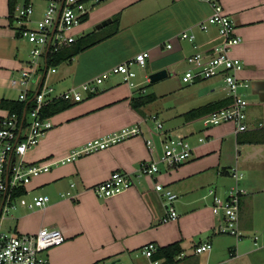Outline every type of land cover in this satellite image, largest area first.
I'll return each instance as SVG.
<instances>
[{
	"label": "crops",
	"instance_id": "0c3cea01",
	"mask_svg": "<svg viewBox=\"0 0 264 264\" xmlns=\"http://www.w3.org/2000/svg\"><path fill=\"white\" fill-rule=\"evenodd\" d=\"M219 1L234 19L236 33L242 38L233 47L232 54L243 61L242 76L250 80L252 92L260 98L252 83L261 81L259 90L264 94V0ZM42 2L46 11L48 0H20L19 3L34 7L33 15L20 21L10 10L9 0H0V122L9 112L2 106V99L20 100L22 89L15 80L20 77L22 68L28 65L32 48V43L20 35V30L43 19L45 12L39 9ZM211 13L212 6L204 0H106L87 21L75 27V31L80 37V32L82 34L94 26L93 30H100L99 36L111 33L116 29L115 25L99 29L97 25L112 20L116 14L120 15L118 29L80 52L72 61L48 67L45 56L42 69L32 80L27 102L38 90L46 67L56 69L55 72L48 71L45 76L49 84L55 85L56 92L81 86L146 50L150 52L147 64L151 73L165 68L169 75V70L175 71L186 62L189 54L208 52L221 41L217 27L212 26L208 31L199 28V22ZM184 31L194 33L195 40L182 38ZM168 43H172V48L167 47ZM151 73H146L145 77ZM186 84L182 93L185 109L178 113L180 121L177 125L170 128L183 130L179 134L190 142L193 156L176 166L160 162L159 172L152 176L141 173L140 163L142 160H158L163 153L162 135L153 139V149L147 146V140L153 134L147 121L152 114H157L160 119V113L142 114L141 110L133 109L131 99L140 93L146 94V91L132 88L120 75L109 74L102 82L96 83V93L84 92L81 101L50 117L53 127L40 138L36 147L25 154L26 162L64 157L89 140L127 125L140 124L144 131L142 135L72 162L54 165L50 171L28 183L24 195L34 192V195H48L50 200L44 207L33 208L20 215L16 218L15 227L11 228L27 233L37 232L43 227L61 229L66 241L48 250L47 264H106L115 260L124 264H144L146 258L141 250L149 242L159 247L180 241L185 255L176 264H213L240 256L237 247L231 244L227 245L229 259L226 256L213 258L211 252L206 255L194 253V247L201 242L210 241L214 247L209 234L206 239L195 240L194 237L210 229L220 233L219 225L222 223V217L212 212L213 197L204 193L205 187L214 189L222 198L228 197V189L233 183L231 168L238 164L242 145L233 123L214 127H206L202 123V126H197V119L186 120L184 116L193 108L226 99L228 91L223 80L214 78ZM155 94L158 98L159 95ZM171 119L173 121L174 117ZM260 119L249 105L247 131L263 127ZM202 137L205 139L200 140ZM245 146L249 147L247 158L261 157L264 170V144L245 143ZM254 152L258 154L250 157ZM117 170L131 175L132 186L108 198L98 196L93 186ZM260 179V187L264 190V173ZM156 182L170 186L179 194L177 220L162 222L165 211L162 198L155 189ZM249 184L246 181L244 186L248 193L242 196L240 228L250 233L257 229L264 231V221L261 223L256 215L264 206V196L255 198L249 195L252 192ZM232 250L237 252L233 257L230 254Z\"/></svg>",
	"mask_w": 264,
	"mask_h": 264
},
{
	"label": "built area",
	"instance_id": "2783aa9c",
	"mask_svg": "<svg viewBox=\"0 0 264 264\" xmlns=\"http://www.w3.org/2000/svg\"><path fill=\"white\" fill-rule=\"evenodd\" d=\"M204 1L212 6V13L199 22V28L203 31H208L212 26L217 27L221 41L208 52L197 51L189 54L185 59L188 66L182 79L186 83L214 78L223 80L228 96L233 98V103L229 107L213 111L202 117V123L206 127L222 123H233L235 132L239 134L249 129V100L245 90L251 87L250 80L242 76L243 61L232 54L233 47L238 45L242 38L236 33L234 19L225 11L219 0ZM33 13L34 7L32 4L18 3L15 7V16L20 21L29 19ZM86 13H88V8L83 0H48L43 19L34 26L25 25L21 28L20 35L32 43L30 61L28 65L22 68L20 77L15 80L22 89L19 96L21 101L28 100V93L32 88V80L35 74L37 75L43 67L50 39L52 38L50 50L52 47L54 50H58L74 42L76 36L71 31L81 24L82 17ZM181 36L189 41H194L196 38L194 33L187 31L182 32ZM167 47L172 48V43H168ZM149 57V51H141L134 57L116 64L92 80L86 81L81 86H73L62 92H56L55 87L49 84L45 75L41 86L30 101L33 102V106L27 110L23 124V118L20 119L17 112H8L1 120L0 264H47L46 253L48 250L66 241L65 234L59 228L43 227L33 233L5 232L1 229L5 214L11 208H16L15 201L24 195L16 193L19 188H26L33 178L50 171L54 165L72 162L83 155L106 149L113 144L143 133L140 124L127 125L114 132L89 140L83 146L73 149L64 157L26 162L25 154L35 147L40 138L53 127L51 118L42 116L44 106L58 99L81 101L84 92L88 94L97 92L96 83L102 82L103 78L109 74L120 75L123 81L132 88L138 87L139 84L135 81L137 73L134 65L145 67ZM48 71L55 72L56 69L52 67L47 70L46 74ZM146 78L147 81H150L149 76H146ZM141 91L145 92L146 89L142 88ZM150 119L154 122L157 130L164 128L163 122L157 114H152ZM162 137V155L158 160H142L140 163L142 174L152 176L158 173L160 162H164L168 166H176L192 158L193 148L186 136L165 131ZM203 139L200 138V140ZM147 146L150 150L153 149L154 143L152 139L147 140ZM231 177L233 178V183L228 189L227 198L217 195L214 189H210L209 195L213 197L212 212L222 217L219 232L233 235L240 240L245 236L244 231L240 228L241 201L242 196L247 194L248 190L240 185L244 174L236 164L231 168ZM132 184L133 180L128 172L117 170L112 172L107 179L93 186V190L98 196L108 198L127 190ZM155 189L160 194L164 206L165 213L162 222L177 220L179 212L176 201L179 194L170 186L161 182L155 183ZM49 200L50 196L48 195H35L28 204L23 199L20 206L42 208ZM253 240L260 249L264 250V234L253 232ZM157 248L158 246L154 242H149L142 248V255L146 258L144 264H165L164 258L154 257ZM212 249V242H201L194 247V253H209ZM236 253V250H232L230 254L233 257ZM184 255V252H182L176 257V260ZM106 264H124V262L115 260L108 261ZM213 264H227V262L221 261Z\"/></svg>",
	"mask_w": 264,
	"mask_h": 264
},
{
	"label": "rangeland",
	"instance_id": "374dc122",
	"mask_svg": "<svg viewBox=\"0 0 264 264\" xmlns=\"http://www.w3.org/2000/svg\"><path fill=\"white\" fill-rule=\"evenodd\" d=\"M106 0L102 1H97V0H88L85 2L86 7L88 8V16L85 20L81 22L84 23L87 21L89 18L90 14L92 12H95L97 7L100 6L103 2ZM38 8V6H35ZM45 7V4L42 2L39 5V9L45 12L43 8ZM15 12V11H14ZM79 25V26H80ZM94 29V26L91 28L85 29L83 33H87L91 30ZM76 29L74 28L71 33L78 38L77 32L75 31ZM86 31V32H85ZM69 33V32H68ZM81 32L79 33V36L82 35ZM187 63H181L178 68L173 70H169V75L163 79H160L156 82H150L147 81V78L145 77V74L151 73V67L146 64L145 67H141L140 65H134V68L136 69L137 77L136 80L139 83L138 87H133L134 89L136 88H145L146 93H157L159 97L155 99L154 101L143 105L140 110L142 114L144 112L147 113H153L156 111H159L160 113V120H162L164 128L162 130H157L155 128V124L151 119H148V124L150 125V129L153 131V134L150 135V138L155 140V136L159 137L158 135H164V132L167 131V129H171V125H177V123L180 121L178 118V113L182 111L184 106H182V102L184 100V96L182 93L185 91V88L187 84L182 80L183 75L185 70L187 69ZM60 69V67H59ZM251 80H253L251 78ZM53 84V83H52ZM53 86H55L53 84ZM221 86V85H219ZM245 93L247 95V98L249 100V105L250 108L256 111V115H258L261 119V121L264 124V101L260 100V98L252 92V89L249 88L245 90ZM138 113V112H137ZM145 114V113H144ZM171 116L174 117V120L172 121ZM178 118V119H177ZM164 120V121H163ZM53 122V120L51 119ZM202 118L197 119L195 121L197 126H202ZM214 127V126H212ZM257 128H251L247 133L241 134V136H247L248 133L251 131L255 130ZM144 131V129H143ZM173 132L174 134L176 133H182L183 131L180 127L168 130V132ZM142 135V134H141ZM148 137L149 135L146 134ZM199 136V135H197ZM195 135V137H197ZM205 139V137H202ZM87 143V142H86ZM242 145L241 149V154H238V159L236 164L241 172L244 174V179H243V184L241 183V187L245 186V182L249 181L252 186L251 188V194L249 192V195L254 196L255 198L264 196V190L263 187L260 183L261 181V175L264 173V170H262L263 166L261 165L262 158H254L250 159L247 158V149L249 148L248 146H245V143H240ZM36 147V146H35ZM81 147V146H80ZM78 147V148H80ZM34 148V147H33ZM239 150V149H238ZM84 156V155H83ZM54 158V157H51ZM54 168V167H52ZM242 182V181H241ZM210 188L209 186L205 187L204 193H208L209 195ZM32 193L31 195H23L15 201L17 207L16 208H11L6 214L5 218L2 221L1 224V229L5 232H10V231H15L11 227H15L16 224V218H19L20 215H23L29 211H31L33 208H29L28 206L24 207L23 205L20 206V203L22 202L23 199L27 201L26 204L31 202L33 200V196H35ZM212 197V196H211ZM262 198V197H261ZM264 205V204H263ZM37 208V207H35ZM258 216L259 221L262 223L264 221V206L261 208V210L256 213ZM18 222V221H17ZM217 225V224H216ZM17 229H20L19 227ZM22 232V231H21ZM256 233L258 232L259 234L263 235L264 231L262 229H257L255 231ZM245 236L238 240L237 237L229 234H224V233H214L213 229H210L209 232H204L202 234H199L194 237L195 240H198L200 238H207V235L209 234L212 236V241L214 243L213 250L210 251L212 253L213 258H219V257H224L229 259V251L227 250V245L231 244L238 249V253L240 254L239 257L228 260L227 264H264V250L260 249L253 240V232H245ZM198 255H206L205 253H201ZM203 258V256H201Z\"/></svg>",
	"mask_w": 264,
	"mask_h": 264
},
{
	"label": "trees",
	"instance_id": "16d2710c",
	"mask_svg": "<svg viewBox=\"0 0 264 264\" xmlns=\"http://www.w3.org/2000/svg\"><path fill=\"white\" fill-rule=\"evenodd\" d=\"M88 0H83V2H87ZM20 2V0H9V7L12 12L15 11L16 5ZM88 16V13L83 15L82 21L85 20ZM120 23V15L116 14L112 17V20L109 25H115L116 29H118ZM106 27V26H105ZM104 28V27H103ZM115 29V30H116ZM114 31L108 33L106 35L99 36L100 30L90 31L80 37H78L74 42L70 43L67 46H63L58 50H54L52 47L47 55V66H57L66 61H72L75 56H77L80 52L85 49L91 47L92 45L106 39V37L113 34ZM96 93V92H95ZM94 94V93H92ZM157 98L155 93H140L136 97L132 98L130 104L133 109L140 110L143 105H146ZM76 101L66 100V99H58L52 102H49L42 109V116L51 117L56 113H59L63 110H66L73 105H75ZM233 103V98L228 96L226 99L217 100L213 102H209L203 106L193 108L187 111L184 116L186 120H194L200 117H204L207 114L220 110L222 108L229 107ZM2 106L9 109V112H17L20 116V119L23 118L24 111L27 109H31L33 106V102L29 104L27 101L21 100H7L2 99ZM248 131L240 132L238 135L239 143H253V144H264V126L259 127L250 133L247 136H241V134H245ZM25 192V187H21L17 190V194H23ZM183 251V246L180 241H175L163 246H159L154 253L155 258H164L165 264H176L178 260L176 257L180 255Z\"/></svg>",
	"mask_w": 264,
	"mask_h": 264
},
{
	"label": "water",
	"instance_id": "95a60500",
	"mask_svg": "<svg viewBox=\"0 0 264 264\" xmlns=\"http://www.w3.org/2000/svg\"><path fill=\"white\" fill-rule=\"evenodd\" d=\"M97 1H102V0H97ZM56 21H57V20H56ZM110 22H111V20L104 21V22L98 24V25H97V28L99 29V28H101V27L107 25V24L110 23ZM51 40H52V38L50 39L49 44H48V47H47L46 57H47L48 52H49V50H50ZM47 70H48V67L45 68L44 75H43V77H42V79H41V81H40V86H41V84H42V82H43V80H44V76L46 75ZM167 76H168V70L165 69V68H164V69H160V70H158V71H155V72H153V73H151V74L149 75V77H150V82H156V81H158V80H160V79H163V78H165V77H167ZM261 83H262L261 81H253L252 86H253V90H254V92L260 94V98H261V100H264V96H263L264 94H263L262 92H260V90H259V88H260L259 85H260ZM40 86H39V87H40ZM38 89H39V88H38ZM27 103H29V102H27ZM26 112H27V109L24 111L23 119H22V124H23V122H24V118H25ZM256 149H258V148L256 147V148H255V151H256ZM257 154H258V153L254 152V153L251 154L250 157L256 156Z\"/></svg>",
	"mask_w": 264,
	"mask_h": 264
}]
</instances>
